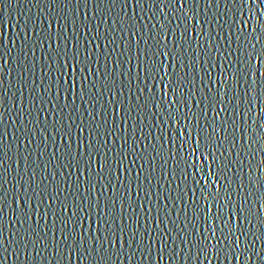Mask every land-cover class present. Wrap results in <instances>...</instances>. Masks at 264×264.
<instances>
[{"label": "snow or ice", "instance_id": "snow-or-ice-1", "mask_svg": "<svg viewBox=\"0 0 264 264\" xmlns=\"http://www.w3.org/2000/svg\"><path fill=\"white\" fill-rule=\"evenodd\" d=\"M106 0H35L34 7L38 8L39 14V25L36 24V17L29 16L22 23L23 28L21 31L23 35L18 34L17 39L21 41V47L17 58V65L20 69V83H21V96H23V89L27 88V74L31 72L35 75V59L36 49L42 50L41 59L44 63L40 65V69L43 75L40 77V83L37 84L36 80H33L35 88H39L41 93L48 94L47 97L40 96V103H44L45 99L51 104L53 110L60 108L59 113H54L60 116V119L54 121L53 132L61 134V140L64 141L66 146V155L69 157L64 163H60L58 166L63 169L74 168L77 173V183L73 189L71 184L68 188L71 189L68 195H65L64 200L60 201L59 197L64 195V191L59 181H56V174L51 176L44 175L39 184L37 181L38 169L40 165L35 161H30L32 156L31 151L26 153H20L18 151L17 167L19 168V158L23 157L24 160V173L21 174L17 171V177L14 188L15 191L12 193V202L20 205V208L13 209L15 219L12 220L13 227L19 224V228H15V231L11 232L12 239L9 241L4 235V224L3 216L5 213V203L7 200L8 192L5 185L9 183L7 176L10 174L6 167V161L3 157H0V169H4V172L0 174V248H3L4 253L9 252V247L5 246V243L9 246L15 245L16 247L12 250V254L16 256L17 260L20 259L21 250L25 254L29 253V246H31L32 252L35 255L32 257L33 260L36 257H43L44 252L52 251V264H62L64 260V252L61 249L68 250V259H71L73 255L80 259L81 264L87 260L88 264H117L118 260L125 255V245L127 246V259L132 261L135 259L137 253L140 254L144 259H149L152 255V245L156 244V239L153 238V231L145 229L141 231L139 214L136 211V207L130 202L132 199V184H131V169L125 167V161H127L132 168L139 167V174L136 179L139 181V176L143 174L145 170V162L152 165V173H155V160L159 157L164 165L168 164L169 159L175 162V167L179 169L182 176L181 184H184L189 180L191 176V183L194 189H198L201 193L200 197L193 200V204L196 207L193 208L194 219L200 220V207L198 204L199 199L205 201V216L204 224L205 227H194L192 233L187 232L188 224L180 226L176 221H170V223L176 225V228L184 235L179 236L180 244L184 247L178 248L176 246L177 237L172 236V231L176 229H169L165 225L164 229H160L159 217L156 222V229L159 230L157 233L160 236V247L159 256L163 259L165 249L168 248V241L171 240L174 248L172 255L179 257L181 253L185 254V260H191L193 256V250H195L196 259L199 260L201 256L205 260L210 259L209 252L219 258L221 255L225 256V259L231 257L233 260H239L240 256L244 253L248 254V259L254 256H260V252L255 249L256 242L260 240L264 243V234L256 235L251 232V229L245 231L242 227L243 223L247 221L251 225L250 217L253 215L251 207H248L250 200L249 198L254 195L253 192L249 191L247 195L241 197L242 203L237 206L233 201V193L229 191L230 185L233 183V178L229 176L230 172H233V168L230 163H224L220 161V166L217 165V161L220 157H227L231 155L232 149L236 147V136L235 130H240L246 135V129H237L236 121L233 119L232 126L234 131L231 134L227 133L228 120H224L219 130L224 131L226 134L223 139L219 140L218 144H214L213 140L218 139L217 128L204 135L205 126L200 125L199 120L201 117H207L208 108L210 107L219 116L220 112H227L228 105L232 104V97L229 93L232 92V87L227 83L229 76L235 81L237 92L234 94L239 97V89H244L243 102L248 105L246 112L244 113V123L247 124V115L253 111V100L255 97H251V94L255 91L254 85L256 84L255 77L256 73L253 68V52L256 50V45L264 41V13L259 16L256 15L255 9L248 7L249 4L257 5V0H225V7L227 11L231 13L229 19L223 22L217 21L216 27L221 29L223 33L224 26H228L229 39L226 41L228 50L226 52L220 51L218 39H223L221 34L212 36L209 33L210 40L207 45H201L199 41L197 45L204 47L210 54L213 48L224 58L226 64L229 65V69H222L220 79L214 83L219 85V89L215 94L209 87V84H213L211 79L204 84L207 89L206 94L201 96L200 100H195L193 97L196 94L195 87V76L192 75L193 69L191 67L193 61L199 63L200 52L196 51L194 56L189 55V49L192 47L191 42L188 39V22L187 13L183 17L175 16L169 18L165 16L164 20H157L152 23L151 26L144 25L143 28L137 26L138 20L151 19L156 15V12H151L150 16L134 15L132 17L127 16V10L130 3L135 5V9H139L140 12H144L145 9L151 11L152 9H158L160 12H164V5H167L171 11L183 10V8L192 3L199 6L201 0H107L109 7L105 10L102 9ZM93 5V11L95 13L93 19L99 21L96 28L91 27V21L88 16V6ZM117 4L120 5L121 13H114ZM83 5L84 12L81 13L80 7ZM213 6L219 8L220 0H206V7L212 8ZM259 7H264V0H259ZM248 7V14L245 15L244 9ZM134 9V13H135ZM111 16V20H109ZM83 17V19H81ZM127 17V19H125ZM173 20H178L174 27L169 28L168 24H171ZM79 21V23H78ZM88 21V23H85ZM199 23V21H197ZM107 24L110 31L101 32L100 26ZM31 25V27H30ZM183 25V31L181 32V42H173L174 49L168 47V41L172 38V34L175 33L176 29ZM81 27L83 31H81ZM53 28L56 31H53ZM119 32L122 34L119 38L124 40L123 33H127L129 39L124 45H116V47L122 50L117 54L118 60L112 61V53H116V47L110 51H105L106 60L104 66L107 68V64L112 62L117 68L120 67V63L126 54L130 53L133 39L140 33L139 39L136 41L137 45L143 41L145 47L137 57L139 72H137L135 78L130 77L127 73H121L122 76L127 80V87L131 95L129 96L128 106H123L121 101V109L125 114V118L121 120L119 125H115L108 120L109 109L103 103L105 97H110L109 104L113 105V111H116V106L113 103L117 96H124L125 84L123 81L118 85L114 77L109 75L103 76L99 81L90 80V77L100 76L99 67L101 61L99 56L95 59V68L93 66V48L99 49L101 45L94 43L95 41L103 38L108 44L115 45L117 37L113 33ZM147 30V34L145 33ZM155 30V31H153ZM95 31V35H92ZM71 32V40L69 39V33ZM235 37L237 44L236 51L240 53L237 58V64L239 68H233L232 61L228 59L232 55V39ZM83 37V39H82ZM152 41L153 43H149ZM13 47L16 46V40L10 41ZM251 47V51H247ZM12 49L8 47V42L0 36V52L10 53ZM247 51L248 60L244 61V56ZM29 53H31V68H29ZM83 54V59L81 58ZM19 55L23 56V59L19 58ZM258 57L264 58V49L258 54ZM160 57H166L170 60V63H166L165 60ZM185 58L188 59V63H185ZM210 58V56H209ZM2 59V57H0ZM129 63L132 61L131 55L128 57ZM245 63L248 65L245 69ZM207 64V59L205 60ZM9 66L8 60H3L0 63V72L5 67ZM215 65H209L214 67ZM169 68L172 71H169ZM178 69H186L181 73ZM131 68L128 69L130 73ZM53 72L55 73L53 75ZM141 74H143V80L137 85L135 92H132L131 85L133 79L140 80ZM11 75V72L9 73ZM208 77H211L212 73L207 72ZM192 77L189 79V77ZM243 78V82H242ZM45 79L47 83H45ZM250 81V82H249ZM203 83V80L201 81ZM157 85L161 89V95L158 96L156 92ZM53 86H55V96H52ZM90 86V87H89ZM0 87H3V79L0 78ZM264 89V83L261 85ZM35 88L31 90L32 95V107L35 108V101L37 96ZM120 90L117 92L116 89ZM94 89L95 91H92ZM169 91L172 93V99H169ZM187 91V98L185 92ZM203 91V90H202ZM145 93L149 95L145 97ZM223 93V94H221ZM8 93L5 92L4 96ZM261 97H264V91L261 92ZM15 96V93H13ZM90 110L85 113H81L84 119L77 121L75 118L76 113L79 109L76 107V97ZM131 96H135L137 101L136 104L131 103ZM63 97L66 103L60 106L58 103H51L54 98L59 101ZM87 97V98H86ZM144 97L142 100L141 98ZM2 99V98H0ZM71 102L72 111L68 113L66 119L70 123L65 124V118L62 117V113L68 107L67 101ZM227 99V103L225 100ZM217 104L222 105L217 109ZM99 105V111L97 106ZM183 105V107H180ZM203 105L202 112L192 113L189 115L184 111L185 108L190 109L192 106L200 108ZM149 106L154 109L163 108L164 115L168 118L167 122L173 124L172 132L174 136L170 141L173 149H177L175 143L176 139H179L180 143L178 150L170 151L168 155H164V143L159 144L158 149L156 145H153L155 149L154 154L149 156L146 145L138 143L140 137L136 136V128L132 129L133 142L129 143L128 132V120L132 119V111L135 109L138 113L139 123H143L144 111L149 109ZM170 106V107H169ZM0 107H5L0 103ZM236 114H239V104L233 106ZM43 109H41L42 111ZM8 112L11 109H7ZM261 112L264 113V108H261ZM30 114V113H29ZM152 113L149 112V115ZM159 115V113H156ZM4 112H0V124H3ZM24 115L23 110L17 119L22 120ZM196 119L197 121V133L196 138L193 139L192 131L186 130L191 127V120ZM37 121L39 120V111L37 112ZM188 121V123H184ZM164 121H157L156 123H163ZM13 124L17 123V120H12ZM33 123V121H29ZM207 123V121H206ZM214 123V121H213ZM57 125H59L57 127ZM75 126L77 133L79 134V146L83 148V151H78L76 155L72 154V129ZM36 127L40 128L39 123H36ZM122 127L124 133L120 136L116 135L117 128ZM260 127L264 128V124ZM26 129V126H25ZM24 129L17 128V132ZM44 132H47V127L43 128ZM85 131L87 132V143H85ZM143 130L141 129V132ZM167 131V130H165ZM7 133L0 134V152H3V156L6 157L8 152L11 151L10 146L8 151H4L5 148V137ZM152 135L149 132V137ZM228 135H231L230 148L227 151H222V147L225 141L228 140ZM35 133H32L27 139L26 144L31 145L34 140ZM51 136V134H50ZM50 136H43L42 140L45 143V149H41L38 153L42 159L44 151L46 150L47 140ZM187 137V139H185ZM53 141L55 136H51ZM66 138V139H65ZM166 137H157V139H164ZM116 146L119 150L116 151ZM187 146V148L185 147ZM39 147V145H37ZM143 148V151L138 149ZM56 151H59L57 148ZM187 151V155L183 153ZM219 151V156L217 152ZM251 148L249 147V152ZM199 153V155H197ZM239 156V153H237ZM53 159H56L55 154ZM211 159L212 163L207 165L208 171H205L207 161ZM86 160V162H85ZM198 161H201L198 163ZM48 163H51L49 161ZM99 168L95 179L92 176L93 164ZM181 163L183 167H180ZM241 165L243 161H240ZM83 167V172H81ZM32 168L31 172L28 169ZM120 170H124L128 173L129 183L124 186L123 180L119 175L115 176V182L113 180V173H118ZM191 170V171H190ZM44 172H47V167L43 168ZM241 171L243 168L241 167ZM264 172V168H261ZM107 172V177L105 173ZM64 175V173H59ZM80 176H85V191L88 195L85 196L80 192ZM27 177V179H26ZM215 177V179H211ZM176 178L175 176L173 177ZM56 181V184L52 186L53 192L49 194L48 181ZM202 180H207V183H201ZM260 180H264V176L260 177ZM145 181L150 186L151 176L145 177ZM222 181H227L225 185ZM116 182L120 183L124 187V193L119 197L115 194L118 189L116 188ZM249 176V183H258ZM97 184H99L105 191L99 193L100 197L105 196V192L111 191L112 196L106 200L96 198L94 194L97 191ZM110 186V187H109ZM240 193L245 190V185L241 179V183L237 186ZM22 189V191H21ZM31 190V191H30ZM224 191L225 195L220 196L221 191ZM143 191L142 183H137L136 195ZM75 193V194H73ZM72 195V204H68V196ZM150 199V191L146 193ZM192 195L195 196V190L192 191ZM34 198H38V203L33 206L32 201ZM168 199V197H165ZM47 200L53 202H59L62 211L67 214L57 218L55 211H53V247L50 249L46 238L48 232L40 233L36 229L31 228L30 221L33 220V212L40 215V207L44 205L46 209H51L52 205L46 204ZM224 203H221V201ZM94 201V202H93ZM103 203V209L100 211L97 219L100 223V227L96 229L97 235H88L87 231L83 230L84 217L79 214L85 212L86 208L89 210L88 218L92 219L91 209L100 208ZM117 204L120 206L119 218L116 215ZM71 207V211L69 208ZM143 207V205H141ZM216 211L213 213V208ZM264 207V204H261ZM127 208H131L133 217L124 215V211ZM225 208L228 209L227 216H225ZM247 211L248 215L245 216ZM150 215V210L148 211ZM166 217H170L171 213H164ZM43 218H48V211H44ZM241 218L240 224L235 228L233 226V219ZM129 221H131L129 223ZM29 223V226L25 228V224ZM57 224L63 225L60 229V236L62 239H58L55 233ZM70 224L75 227L69 228ZM81 228V231H76V228ZM91 227V226H90ZM254 227V225H253ZM219 233V234H217ZM145 236L148 237L150 243L145 248ZM87 237V238H86ZM91 241V243H89ZM215 241V242H213ZM43 245V248H41ZM135 245V247L133 246ZM243 245V251L241 246ZM178 248V250H177ZM261 251H264L262 249ZM239 252L240 255H236ZM264 259V257H261Z\"/></svg>", "mask_w": 264, "mask_h": 264}, {"label": "water", "instance_id": "water-1", "mask_svg": "<svg viewBox=\"0 0 264 264\" xmlns=\"http://www.w3.org/2000/svg\"><path fill=\"white\" fill-rule=\"evenodd\" d=\"M35 0H0V36H2L6 42H8V47L11 50L10 53H3L0 52V63L3 62V60L9 61V66L5 67L2 72H0V78L3 79V87H0V103L5 105V107H0V112H4L5 115L3 116V124H0V134L7 133L5 137V148L4 151H8V147L10 146L11 151L8 152V155L6 157L3 156V152H0V157H3V159L6 161V167L8 169V172L10 173L7 176V180L9 183L5 185V188L7 189L8 196L5 203V213L3 216V224H4V235L7 237V240H11L12 236L10 235L11 232L15 231V228H19V224L15 225V228L13 227L12 220L15 219V216L13 214V209H19L20 205L14 204L12 202V193L15 191V188L13 187L15 184L17 177V171H19L21 174L24 173V160L23 157L20 156L19 158V168L17 167V160H18V151L19 148L20 153H26L27 151L32 152V156L30 157V161H35L40 165V169H38L37 174V181L36 183L39 184L42 177L44 175L51 176L52 174H56V181L60 182V185L64 191V195H61L59 197L60 201L64 200L65 195H68L71 189L68 188V185L71 184L73 186V189L75 187V184L77 183V176L79 175L74 168H63L61 169L58 165L60 163H64L69 157L66 155V146L64 141L61 140V134L53 132V124L54 121L57 119H60V116L55 115L54 113H59L60 108L53 110L51 107V104L47 102V99H45L44 103H40L39 97L44 96L47 97L48 94L41 93L39 88H35V85L32 83L35 79L37 84L40 83V77L43 75V72L40 69V65L43 62L41 59L42 56V50L37 48L36 49V59H35V75H33L31 72L27 74V88L23 89V96H21V83L19 80L20 77V69L16 63L18 54L21 47V41L17 39L18 34L20 36L23 35V32L21 29L23 28V21L29 17L33 16L36 17V24L39 25V14H38V8L34 7ZM259 0H257V5H251L249 4L248 7H252L255 9L256 15L259 16L261 13H264V7H259ZM93 5L88 6V16L89 20L91 21V27L93 29L96 28L97 24L99 23L98 20L93 19L95 13L93 11ZM109 7V4L107 3V0L104 5H102V9H107ZM165 8L164 12H160L158 9H152L149 11L148 9H145L144 12H140L139 9H135V5L130 3L127 10V16L132 17L134 15H143V16H150L151 12H156V15L152 17L151 19H143L137 21V26L140 28H143L144 25L151 26L152 23H155L157 20H164L165 16L172 18L175 16H181L183 17L185 13H187V22L189 27L188 32V39L191 42L192 47L189 49V55L194 56L196 51L200 52L199 56V63H195L193 61L191 67L193 69L192 75L195 76V87H196V94L193 97L195 100H200L201 96L206 94L207 89L204 87V84L208 82L209 79L213 81V84H209L208 86L212 88L213 94L217 92L219 89V85L215 84L214 82L220 79L221 71L222 69H229V65L225 63L224 58L220 56V54L213 48L211 53L209 54L206 48L199 47L197 45V42L201 45H207V43L210 40L209 33H211L212 36H217V34H221L223 36V39H218V43L220 46L221 52H226L228 50V45L226 41L229 39V32H228V26L225 25L223 29V33H221V29L219 27H216L217 21L223 22L224 20L229 19L231 16V13L227 11V8L225 7V0H220V7L217 8L213 6L212 8L206 7V0H201L199 6L189 3L187 4L183 10L178 11H171L168 9L167 5L163 6ZM248 7L244 9L245 15L248 14ZM135 9V13H134ZM84 7L81 5L80 11L81 13L84 12ZM121 13L120 5L117 4L116 9L113 13ZM123 15V13H121ZM83 19V17H81ZM127 19V17L125 18ZM109 20H111V16H109ZM199 21V23H197ZM79 23V21H78ZM85 23H88V21H85ZM176 23H179L178 20H173L171 24H168L169 28H172L175 26ZM31 27V25H30ZM53 31L55 32L56 29L53 28ZM81 31H83V28L81 27ZM100 31L103 33L105 31H110L107 24L100 26ZM155 31V30H153ZM183 31V25L176 29L175 33L172 34V38L168 41V47L174 49V41L175 42H181V32ZM147 34V30H145V33ZM92 35H95V31H93ZM114 36L117 37L116 44H108L107 49H105L106 41L101 38L98 41H95L94 43H99L101 47L99 49L93 48V66L95 68V59L97 56H99V59L101 61V65L99 67L100 76H94L90 77V80H101L103 76L109 75L110 77H114L117 81V84L119 85L121 81L124 82L126 85L124 88V96L120 97L117 96L116 100L113 102L116 106V111H113V105L109 104L110 97H105L103 103L106 107L109 109L108 113V120L110 123L114 121L115 125H119L121 123V120L125 118L126 114L120 110L121 109V101H123V106L126 107L129 104V96L131 93L129 92V89L127 87V80L124 76L121 75V73H127L128 76L135 78L137 72H139L137 57L140 55V52L144 49L145 45L143 41L137 45L136 41L140 37V33L137 34V37L132 38L133 43L131 45V51L130 53L126 54L123 58V61L120 63V67L117 68L116 65L112 62H109L107 64V68L104 66V61L106 60L105 51L111 50L112 48L116 47V45H124L126 44V41L129 39L127 33H123L124 40H121L119 37L122 35L119 30L117 32L113 33ZM69 39L71 40V32L69 33ZM83 39V37H82ZM232 39V55L228 57L232 61L233 68H239L240 65L237 64V58L239 57L240 53L236 51L237 44L235 41V37H231ZM16 40V46L13 47L10 41ZM149 43H153L152 41H149ZM264 49V41H262L260 44L256 45V50L253 52V68L256 73L255 77H253L256 80V84L254 85L255 91L251 94V97H255L253 100V111L247 115V124L244 123V113L246 112V109L248 105L243 102L244 96V89H239V97H236L234 94L237 92V87L235 85V81L231 79V75L229 76V80L227 83L232 87V92L229 93V96L232 97V104L228 105L227 112H220L219 116L216 115V112L213 111L210 107L208 108V115L207 117H201L199 120L200 125L205 126L204 135H207L212 128H217V137L218 139H214L213 143L218 144L219 140L223 139L225 136V132L222 130H219L223 124L224 120H228L229 123L227 125V133L231 134L234 129L232 126V120L234 119L236 121V127L237 129H246V135L242 133L240 130H235V136H236V147L235 149H232L231 155L227 157H220V160L217 161V165L214 167L220 166V161H223L224 163H230V166L233 168L235 175H233V172L229 173V176L233 178V183L229 187V191L233 193V201L239 206L242 203L241 197L243 195H247L249 191L253 192L254 195L249 198L250 203L248 207L252 208L253 215L250 217L251 219V225L245 221L242 225L243 229L245 231H248L251 229L252 233H255L256 235L264 234V207H261V204H264V180H260L261 176H264V172L261 171V168H264V128L260 127L261 124H264V113L261 112V108H264V97H261V92L264 91L262 89L261 85L264 83V58H260L257 56V54ZM122 49L119 47H116V53H112V61L118 60V53ZM175 50V49H174ZM247 51H251V47L247 49ZM247 51L244 56V61L248 60ZM129 55L132 57L131 63H129ZM210 56V58H209ZM29 68H31V53H29ZM20 59H23L22 55H19ZM83 59V54L82 57ZM160 59L165 60L166 63H170V60L166 57H160ZM207 59V64H205V60ZM189 61L187 58H185V63L187 64ZM215 65L214 67H209V65ZM245 69H247L248 65L245 63L244 65ZM131 68L132 71L129 73L128 69ZM181 73L186 71V69H178ZM169 71H172L171 68H169ZM211 72V77H208L207 72ZM11 72V75L9 73ZM55 73L53 72V75ZM192 77L190 76L189 79ZM143 80V74H141L140 80L133 79V83L131 85L132 92H135V89L137 85L141 83ZM203 80V83L201 82ZM243 82V78H242ZM250 82V81H249ZM45 83H47V80L45 79ZM90 87V86H89ZM35 88L36 93L39 95L37 96V99L35 101V108L32 107L33 101H32V95L31 90ZM120 89L117 88L116 91L118 92ZM203 90V91H202ZM92 91H95L92 89ZM7 92L8 95L4 96V93ZM157 95H161V89L159 85H157L156 88ZM13 93H15V96H13ZM223 94V93H221ZM149 94L145 93V97H147ZM52 96H55V86H53V93ZM185 97L187 98V91L185 92ZM87 98V97H86ZM142 100L144 97L141 98ZM169 99H172V93L169 91ZM51 103H58L60 106H63L66 101L63 97L59 101H56L54 98L52 99ZM68 107L64 110L62 113V117L65 118V124L70 123L66 119L69 112L72 111V105L69 101H67ZM131 103L136 104L137 101L135 99V96H131ZM225 103H227V99L225 100ZM239 104V114H236L234 110V105ZM76 107L79 109V111L76 113L75 118L79 122V120L84 119L85 117L81 115V113H85L87 110H90V108L83 105L81 100L79 99V96L76 97ZM170 107V106H169ZM180 107H183V105H180ZM222 107V105L217 104V109ZM203 105H201L200 108L192 106L190 109L185 108L184 111L187 112L189 115L192 113H200L202 112ZM7 109H11L10 112L7 111ZM41 109H43L41 111ZM23 110L24 115L22 117V120L17 119V117L20 116L21 111ZM97 110L99 111V105L97 106ZM39 111V120L37 121V112ZM149 112L152 114L149 115ZM30 113V114H29ZM156 113H159L157 115ZM138 113L134 109L132 111V119L128 120V132L127 135L130 138L129 143L131 144L133 142L132 137V129L133 127L136 128V136L140 137L138 143L141 145H146L148 149V155L151 156L154 154L155 149L153 148V145L158 146L161 143H164V155H168L170 151H176L178 150L179 146V139H176L175 143L177 145V149L172 148L171 140L174 136V133L172 132L173 124H169L167 122L168 118L164 115L163 108L161 109H154L149 106V109L144 111L143 115V123H139L138 119ZM12 120H17L16 124L12 123ZM29 121H33V123H29ZM157 121H164L163 123H156ZM207 121V123H206ZM214 121V123H213ZM36 123H39L41 126L40 128L36 127ZM184 123H188V121H184ZM26 126V129H25ZM47 127V132L43 131L44 127ZM59 125H57L58 127ZM17 128L24 129L20 132H17ZM141 129L143 130L141 132ZM167 130V131H165ZM189 131H192L193 133V139L196 138L197 133V121L196 119L191 120V127L189 129H186ZM149 132L152 133V135L149 137ZM35 133L33 143L31 145L26 144V139L32 134ZM124 133V129L122 127L117 128L116 135L120 136ZM55 136V140L51 138V136ZM85 143H87V132L85 131ZM43 136H50V138L47 140V146L46 150L44 151L43 158L41 159L38 155L41 149H45V143L42 140ZM157 137H166L164 139H157ZM66 139V138H65ZM187 139V137H185ZM232 137L231 135H228V140L224 142L222 151H227L230 148V141ZM72 154L76 155L78 151H83V148L79 146V134L76 131L75 126H73L72 129ZM39 145V147H37ZM187 148V146H185ZM249 147L251 148V151L249 152ZM59 149V151H56V149ZM116 151L119 150V147L116 146ZM139 151H143V148L138 149ZM237 153H239V156H237ZM55 154L56 159H53V155ZM183 155H187V151L183 153ZM199 155V153L197 154ZM217 156H219V151L217 152ZM243 161V164L241 165L240 161ZM51 161V163H48ZM86 162V160H85ZM201 161H198L200 163ZM212 163L211 159L207 161V164L205 166V171H208L207 165H210ZM47 167V172L43 171L44 167ZM125 167L131 169V184H132V199L130 202L136 207V211L139 214L140 219V225H141V231H144L145 229L149 231H153L154 235L153 238L156 239L157 243L152 245V255L149 259H144L140 256L139 253H137L135 259L132 261H129L127 259V246L125 245V255L121 257L117 264H264V259H261V257H264V251H261L264 249V243H262L260 240L256 242L255 249L257 252H260V256H254L251 259H248V254L244 253L243 256H240L239 260H233L231 257L228 259H225L224 255H221L219 258H217L215 255L212 254V251L209 252L210 259L205 260L203 256L200 257L199 260L196 259L195 250H193V256L191 260H185V254L181 253L179 257L173 256L172 251L174 248V245L171 240L168 241V248L165 249L163 259H160L159 256V247H160V236L157 234L159 232L158 229H156V222L157 218L159 217L160 223V229H164L165 225L169 229H176L172 231V236L177 237L176 239V246L178 248L184 247L180 244L179 236L184 235L183 232H180L178 228H176V225L170 223V221H176L178 225L183 226L185 224H188L189 227L187 228L188 233H192L194 227H200L203 229L205 227L204 224V216H205V201L203 199L198 200V204L200 207V220L196 221L194 219V212L193 208L196 207V205L193 204V200L200 197L201 193L198 189H194L193 185L191 183V176L189 177V180L186 181L184 184H181L182 176L180 174L179 169L175 167V162L171 159H169L168 164L164 165L163 161L157 157L155 160V173H152V165L145 162V170L142 175L139 176V181H137L136 177L139 174V167L132 168V166L125 161ZM180 167H183V164L181 163ZM241 167L243 168V171H241ZM83 167H81V172H83ZM32 168L28 169V172H31ZM99 171V168L96 166V164H93L92 168V176L95 179L97 172ZM191 171V170H190ZM4 172V169H0V174ZM59 173H64V175H60ZM119 175L120 178L123 180L124 186H126L129 183V176L128 173H126L124 170H120L118 173H113V180L115 182V176ZM105 176L107 177V172L105 173ZM151 176V185L149 186L147 182L145 181V177ZM176 177L175 179L173 177ZM249 176L253 178L254 181H259L258 183H249ZM27 179V177H26ZM211 179H215V177H212ZM241 179L243 180V183L245 185V190L243 193H240L239 188L237 187L241 183ZM56 181L49 180L48 181V188H49V194H52L53 188L52 186L56 184ZM85 176H80V192L83 193L85 196L88 195V192L85 191ZM207 180H202L201 183H207ZM137 183H142L143 191L139 193V196L136 195L137 192ZM225 185L227 184V181H222ZM110 187V186H109ZM116 188L118 191L115 193L117 197H119L121 194L124 193V187L121 186L120 183L116 182ZM195 190L196 195H192V191ZM22 191V189H21ZM31 191V190H30ZM105 191L104 188H102L99 184H97V191L94 194L96 198H100L102 201L106 200L108 197L112 196L113 193L111 191L105 192L104 197H100L99 193ZM150 191V199L146 195V193H149ZM75 194V193H73ZM225 195L224 191L222 190L220 193V196L223 197ZM165 197H168V199H165ZM94 202V201H93ZM38 203V198H34L32 201L33 206ZM221 203H224L222 200ZM46 204L52 205L51 209H46L44 205H41L40 207V215H37L35 212H33V220L29 223L31 224V228L36 229L40 233L48 232V236L46 238V242L49 245V248L51 249L53 247V211H55L57 218L61 216H66L62 209L60 208L59 202H53L51 200H47ZM68 204H72V195L68 196ZM143 205V207H141ZM103 209V203H101L100 208H93L91 209L92 213V219L90 220L88 218L89 210L86 208L85 212L80 213V216L84 217L83 221V230L87 231L88 235L95 236L97 235L96 229L100 227V223L97 219V216L99 215L100 211ZM48 211V218L45 220L43 218L44 211ZM150 210V215L148 214V211ZM69 211H71V207L69 208ZM216 209L213 208V213H215ZM228 209L225 208V216H227ZM164 213H171L170 217H166ZM116 215L119 218L120 215V206L117 204L116 209ZM124 215L128 217H133V213L131 211V208H127L124 211ZM247 211L245 212V216H247ZM241 218H234L233 219V226L234 228L240 224ZM131 221H129L130 223ZM29 223L25 224V228L29 226ZM254 225V227H253ZM91 226V227H90ZM63 227L61 224H57V227L55 228V233L58 239H62L60 236V229ZM75 227V225L70 224L69 228ZM76 231H81V228L77 227ZM219 234V233H217ZM87 238V237H86ZM145 240V248L150 243L147 236L144 238ZM215 242V241H213ZM91 243V241H89ZM6 247H9V252L4 253L3 248H0V264H52V251H46L44 252L43 257H36L35 260L32 259V257L35 255V253L32 252L31 246H29V253L31 255L25 254L23 250H21L20 259L17 260L16 256L12 254V250L16 247L15 245L9 246L7 242L5 243ZM135 247V245H133ZM41 248H43V245H41ZM177 248V250H178ZM62 251L64 252V260L62 261V264H81L80 259H77L76 255H73L71 259H68V250L61 246ZM243 251V245L241 246V250ZM236 255H240L239 252L236 253ZM84 264H88V261L85 260Z\"/></svg>", "mask_w": 264, "mask_h": 264}]
</instances>
